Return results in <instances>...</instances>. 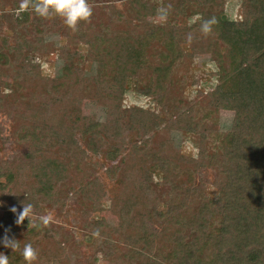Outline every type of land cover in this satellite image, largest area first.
I'll list each match as a JSON object with an SVG mask.
<instances>
[{"label":"trees","instance_id":"obj_1","mask_svg":"<svg viewBox=\"0 0 264 264\" xmlns=\"http://www.w3.org/2000/svg\"><path fill=\"white\" fill-rule=\"evenodd\" d=\"M21 2L0 0V10L19 9ZM40 2L30 0L27 10ZM159 10L168 21H149ZM44 28L40 25L33 41L11 43L0 36L1 89L19 100L8 111L14 126L18 123L10 137L27 143L16 163L0 159V200L9 206L0 219V238L14 237L20 245L12 250L0 244L9 264H28L25 243L37 252L32 264H70L59 244L43 245L49 238L40 220L15 223L23 204L36 211L39 202L54 198L52 177L60 169L51 149L59 143H68L76 156L102 153L114 162L107 174L119 188L108 208L117 223L92 220L91 235L119 238L126 253L149 264L165 260L157 256L159 235L173 245L168 264H264V0H240L234 20L224 18L223 4L214 0H126L119 9L108 4L92 9L73 32L97 65L94 75L79 78L67 65L60 78L40 75L41 54L65 53L64 46L45 42ZM196 54L209 56L210 70L200 81L181 79ZM90 81L106 108L104 122L81 113L76 87ZM195 83L201 88L194 89ZM128 92L152 103L122 108ZM214 102L235 113L231 135H222L229 137L228 150L201 121ZM175 128L184 137L176 151L168 150L158 134ZM3 133L0 128V148L9 141ZM183 142L195 153L185 155ZM205 169L214 171L210 187L179 182ZM150 204L155 212H138ZM148 220L158 221L160 230L149 228ZM105 257L111 264H129L119 255Z\"/></svg>","mask_w":264,"mask_h":264},{"label":"rangeland","instance_id":"obj_2","mask_svg":"<svg viewBox=\"0 0 264 264\" xmlns=\"http://www.w3.org/2000/svg\"><path fill=\"white\" fill-rule=\"evenodd\" d=\"M126 0H87L91 9H97L105 5H112L115 8H121ZM215 3L223 4V17L229 20L238 19L239 17V1L240 0H214ZM19 9H12L10 6L0 10V36L8 38L11 43L18 38L27 41L35 40L40 33L37 31L40 25H44V40L47 44L54 46H64L63 57H58L53 52H45L40 55V75L60 78L63 73L64 65L73 67L76 77L94 75L97 64L92 62V56L87 52V48L77 43L78 34L73 32V27L66 24L65 18L55 12H50L48 16L39 15L34 9H28L25 17L17 18ZM167 15L157 13L154 17H148L149 21L155 23L167 22ZM185 20L179 19L180 23ZM86 48V49H85ZM208 55L196 54L193 58V65L190 70L180 74L181 79L191 82V78H198L204 75L205 71L210 70ZM192 73V74H191ZM41 76V77H42ZM4 79H6L4 77ZM51 79V78H50ZM191 79V80H190ZM199 80V78L197 79ZM200 81V80H199ZM54 89H63L64 86L54 84ZM80 95H82L81 113L96 118L99 122L107 119L106 108L97 100L96 89L90 81L83 86L76 87ZM84 88V89H83ZM195 88H201L200 84H194ZM61 90V91H63ZM89 92V94H87ZM86 93V95H84ZM89 98H88V97ZM87 97V98H86ZM143 95L128 92L122 97V108L129 109L133 106L148 107L152 102ZM216 102V100H215ZM215 102L212 105H215ZM19 104L18 98L9 91L1 89L0 83V128L5 136L9 137V141L0 148V159L8 164L17 161L26 151L27 143L24 141H15L10 137L11 131L15 130L11 116L8 111L16 109ZM235 113L233 110L226 109L215 105L209 109L203 116L201 121L206 125L207 133L215 138H219L222 150H228L229 137L222 138V135L230 134L233 125ZM181 133H180V131ZM78 136V135H77ZM166 139L167 149L177 150L179 140L184 137L181 129H172L166 134L164 131L159 132L158 137ZM80 140V136L78 137ZM187 143V142H186ZM183 142L182 152L185 155L195 153V149L190 143ZM234 145V143L232 144ZM85 148V146H80ZM51 155L56 158V163L60 169L59 173H55L52 177V187L54 189V198L39 202L36 211H32L28 219L34 221L40 220L41 226L45 232L46 240L44 244L56 242L63 248L65 254L71 259L70 264H111L107 262L106 255H119L123 261L129 264H149L147 259L140 258L137 255L126 253L123 243L116 237H105L102 235H91L89 224L92 220L103 219L109 224H116L117 218L115 214L109 211V201L113 194L118 191V182L107 174L108 167L114 162H110L104 154H92L86 152L84 155L76 156L69 150L68 143H59L51 149ZM214 178L212 169L202 171L192 170L190 176L183 175L179 182H187L192 185H198L200 182L210 184ZM99 183V186L96 185ZM91 187L90 189H88ZM9 208L8 203L0 200V219L5 209ZM157 209L156 206L150 204L142 207L138 212L147 216ZM49 217V222L44 224L41 217ZM147 225L154 230H160L158 221L148 220ZM157 256L164 259L163 264L170 263V254L173 251L172 243L167 237L160 236L156 246Z\"/></svg>","mask_w":264,"mask_h":264},{"label":"clouds","instance_id":"obj_3","mask_svg":"<svg viewBox=\"0 0 264 264\" xmlns=\"http://www.w3.org/2000/svg\"><path fill=\"white\" fill-rule=\"evenodd\" d=\"M29 2L30 0H22L17 15L27 10ZM34 9L39 15L45 17L48 16L50 12L60 14L65 18L66 24L73 28H75L78 21L86 20L92 13V9L87 3V0H41L40 3H36L34 5ZM10 210L13 213H17L15 206H13ZM32 210L33 205L31 203L27 205L23 204L22 210H20L16 215L15 223L21 224L25 218L28 219ZM40 219L44 224L49 222V217L47 216L41 217ZM0 244H2L5 248H11L12 250L20 247L18 239L7 235L0 238ZM22 255L28 264H32V261L37 258V252L31 243H25ZM0 264H9V255L0 252Z\"/></svg>","mask_w":264,"mask_h":264}]
</instances>
